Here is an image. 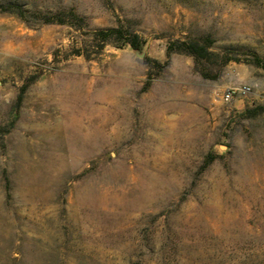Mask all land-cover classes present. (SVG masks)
Listing matches in <instances>:
<instances>
[{
	"label": "rangeland",
	"instance_id": "obj_1",
	"mask_svg": "<svg viewBox=\"0 0 264 264\" xmlns=\"http://www.w3.org/2000/svg\"><path fill=\"white\" fill-rule=\"evenodd\" d=\"M6 4L0 264H264V0Z\"/></svg>",
	"mask_w": 264,
	"mask_h": 264
},
{
	"label": "trees",
	"instance_id": "obj_2",
	"mask_svg": "<svg viewBox=\"0 0 264 264\" xmlns=\"http://www.w3.org/2000/svg\"><path fill=\"white\" fill-rule=\"evenodd\" d=\"M13 8L17 10V13L12 12ZM0 12L3 13H14L17 14L19 17H23V11L19 7H14L11 4L0 5ZM64 16L65 14H57L52 17H44L45 23L52 24V23H64ZM69 17L76 18L75 15L70 12ZM93 39L98 42V47L102 49L106 44H110L112 42L118 41L119 46L130 45L134 49L141 48V42L139 41L136 35L133 36H126L125 32L120 28H110V29H101L96 30L93 32ZM168 52H185L192 55L196 60H208L212 58L214 53L209 50V45L204 43L200 44L197 41H190V42H181V43H173L168 47ZM226 59L224 62H229L233 60L232 58L225 57ZM252 64L255 66L264 68L262 60H260L256 56H252ZM213 160L212 155L208 157L207 164H209Z\"/></svg>",
	"mask_w": 264,
	"mask_h": 264
},
{
	"label": "built area",
	"instance_id": "obj_3",
	"mask_svg": "<svg viewBox=\"0 0 264 264\" xmlns=\"http://www.w3.org/2000/svg\"><path fill=\"white\" fill-rule=\"evenodd\" d=\"M248 90L249 88L247 87L230 88L224 92L223 97L225 98V100H229L234 94H245Z\"/></svg>",
	"mask_w": 264,
	"mask_h": 264
},
{
	"label": "bare ground",
	"instance_id": "obj_4",
	"mask_svg": "<svg viewBox=\"0 0 264 264\" xmlns=\"http://www.w3.org/2000/svg\"><path fill=\"white\" fill-rule=\"evenodd\" d=\"M85 116V115H84ZM81 119H83V118H81ZM74 120H75V118H74ZM83 121H85V120H83ZM85 123V122H84ZM92 124H95V123H92ZM98 124V123H97ZM96 124V125H97ZM63 125V124H62ZM86 125V124H85ZM91 125V124H90ZM61 126V125H60ZM60 126H58V127H60ZM64 126V125H63ZM79 127H80V125H78ZM107 127H108V125H107ZM82 129V128H81ZM79 131H81V130H79ZM91 131V130H90ZM93 132V131H92ZM90 133V132H89ZM100 133V132H99ZM92 134V133H91ZM79 135V134H78ZM87 135H90V134H87ZM92 137V136H91ZM89 140H90V138H89ZM89 148V147H88Z\"/></svg>",
	"mask_w": 264,
	"mask_h": 264
}]
</instances>
